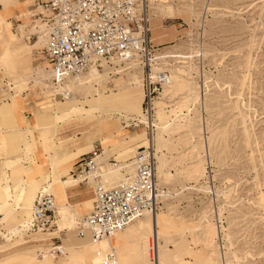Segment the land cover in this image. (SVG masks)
I'll return each instance as SVG.
<instances>
[{
	"label": "rangeland",
	"instance_id": "obj_1",
	"mask_svg": "<svg viewBox=\"0 0 264 264\" xmlns=\"http://www.w3.org/2000/svg\"><path fill=\"white\" fill-rule=\"evenodd\" d=\"M18 1L0 0V24ZM165 1L173 11L164 8L162 0H151L153 20L150 25L154 26L153 32L158 37L156 45L151 42L155 50L152 70L174 76L173 70L179 69L183 71L179 74L183 82L163 101L164 111L172 113H168L166 119L170 128L161 134L163 142L159 147L164 159L162 174L160 179L156 177V183L169 194L161 199L158 212L167 215V225L169 221L175 225L159 243L173 252H170L174 257L172 264H207V259L213 264H264V0ZM46 66V62L35 61L29 73L13 83V98H22L28 83L33 87L39 85L42 91L36 101L40 102L43 97L53 100L57 111L64 115L66 100L61 93L53 91L62 89L70 92V97L85 101L89 94L97 93L93 90L100 89L106 78L116 81L123 78L130 84L133 76L141 83L143 98L144 77L136 65L105 67L95 76L89 71L58 87L51 86L50 72L42 71ZM80 81L87 84L79 85ZM108 86L111 89L113 84ZM106 91V95L118 93L113 88ZM141 107L142 116L146 118L143 99ZM124 115L104 111L97 129L88 132L95 122L92 120L84 126L88 129L83 133L87 136L96 132L101 138L122 131L126 132L123 141L147 142L146 125L142 140L127 135V132H135L131 124L137 120L125 119ZM49 120L55 121L54 118ZM155 120L156 109L152 122ZM9 124L16 125L12 113L6 118L0 117V127ZM70 133L67 129L65 135ZM156 133L154 127L153 141ZM2 144L0 142V147ZM94 146L95 153L102 152L99 141ZM69 152L64 151V154ZM20 159L11 157L0 162V264H90L92 259L82 257L79 249L67 254L68 258L55 249L79 243L78 239L83 236L77 237L75 229L81 219L71 218L70 223L78 224L69 223L59 231L51 230L56 229L52 226L45 234L24 236L22 232L23 240L18 238V229L29 222L24 219L30 217L36 195L47 188L56 175L33 170L25 173ZM111 159L116 165L122 163L110 157V164ZM127 171L132 172V169L125 173ZM119 180L111 179L112 184H102L109 188ZM45 182L47 185L40 187ZM90 186L94 191V185ZM30 190L35 191L31 194L29 211H25V192ZM47 193L54 197L56 204L55 194L50 190ZM93 200L91 198L89 211ZM87 205L76 204L74 211L80 215L84 209V218L88 214ZM59 232H63L62 241L53 244L56 241L53 236ZM4 242L6 244L2 245ZM126 249L133 252L130 244ZM84 259L86 262L82 263ZM97 262L101 264V259ZM134 264L143 263L135 261Z\"/></svg>",
	"mask_w": 264,
	"mask_h": 264
},
{
	"label": "built area",
	"instance_id": "obj_2",
	"mask_svg": "<svg viewBox=\"0 0 264 264\" xmlns=\"http://www.w3.org/2000/svg\"><path fill=\"white\" fill-rule=\"evenodd\" d=\"M37 6L41 12L36 17L46 33L43 53L50 61L55 82L92 67L136 65L144 77V114L151 119L153 101L167 84L168 76L165 71L152 72L155 50L150 42L149 0H37ZM147 130L148 134L153 133V127ZM90 154L81 157L77 172L91 170L95 152ZM116 164L112 161L113 166ZM100 179L94 184L91 210L83 219L85 227L78 226L80 233L85 229L92 240L113 235L145 213L155 214L162 204L163 190L156 187L152 146L138 150L133 174L126 175L116 186L105 188ZM81 183L87 184L88 180ZM55 213L53 196L39 193L30 220L22 228L24 236L46 232ZM56 253L60 254V250ZM152 261L158 264L154 253ZM104 264L118 263L113 254H108Z\"/></svg>",
	"mask_w": 264,
	"mask_h": 264
},
{
	"label": "crops",
	"instance_id": "obj_3",
	"mask_svg": "<svg viewBox=\"0 0 264 264\" xmlns=\"http://www.w3.org/2000/svg\"><path fill=\"white\" fill-rule=\"evenodd\" d=\"M35 2L36 0H19L18 2L13 4V6L10 8V13L3 17L2 24H0V117L6 118L7 114L12 113L16 124L15 126L9 124L7 127H0V142L4 143L0 147V155L3 156L0 157V162L11 157H17L19 159L21 158L20 160L22 162V169L25 173H32L33 170L40 172L46 171L52 174V170L57 168L55 166L46 167V162H49V157H52V160L56 162L58 158L64 154V151H70L69 153L71 154L72 158L67 170L64 171L59 169L55 177L61 183L66 182L68 180V177H70L71 181L74 183V187L67 190V200L72 203L73 206H76V204H81L83 202L85 204H88L87 209L89 213V203L91 201V198H94L93 187L90 186L92 184L81 183V180L79 181L78 179H76V172L78 168L77 164L81 157L90 154L93 150L95 151L96 147L94 146V144L96 142L99 141L101 146V138L99 136V133L94 132L90 135L85 136L83 132L88 128L84 129V126H88L89 123L79 121L75 115H63L62 113L57 111L56 103L53 100H47L43 97L40 102H37V95H39V92L42 91L39 85L37 87H33L30 86L31 83H28L27 87L22 92V98H13V83L19 82V80H21L26 74H28L35 61L41 60V62H46L49 66L51 65L50 61L45 57L43 53L45 45L44 26L39 23H34ZM1 9L2 5L0 4V10ZM22 10L26 12L25 15H22ZM38 39L41 40L42 48H39L37 46ZM42 57L44 59L43 61ZM36 107L39 108L36 109ZM50 108L53 111H50ZM26 115H30L31 118L28 119ZM50 118H54L55 121H48V119ZM48 122H54V126H47ZM93 128L94 127L88 130V132L92 131ZM67 129H70L71 133L65 135ZM136 142L137 141L125 140L116 144L111 143L106 151L102 150L101 160L99 161L100 166L98 165L97 170V174L99 175V177L104 179L105 182L109 183L110 185L112 184L110 183L111 179H120V177L123 176L122 169H132V162L130 161V159H132L137 152H135V150L139 149H135V147L138 145ZM90 146V150L78 152L79 148H88ZM132 148L134 149L131 151V158L123 160V158L127 156L126 153ZM110 157H114L122 163L113 166L108 162ZM42 160H45V162H42ZM112 161L114 160L111 159L110 162L112 163ZM131 173L132 172H126L127 175H130ZM53 180L54 179H52L47 188L41 189L40 193L42 191L47 193L50 190L56 196L55 188H50V184L53 183ZM48 182H50V179L48 180ZM89 182H91V180H89ZM46 185L47 182L42 183L40 187ZM33 192L34 190H30L25 194V197L28 195L25 202V211H29L31 194H33ZM22 193L23 192H21L20 194L23 195ZM56 200L57 203L55 205L68 204L66 198H64L63 196L59 199L56 196ZM83 210L79 212L80 215L74 211V215L83 218ZM27 214L28 212L26 213V216ZM69 216L71 218L73 217L72 215ZM26 218L27 217H25V219ZM55 218L56 219H54L53 226H55L56 229L51 230L59 231L61 230V228H63V226H69L61 221L60 215H55ZM75 222L76 221H73L72 223ZM72 223H70V225ZM76 223L78 224V222ZM23 227L25 226H21V228ZM75 230L77 237H84V233L81 234L78 230V227ZM127 230L122 233V235L124 236V238H122V241H116L112 238L111 248L117 252V258L119 259L118 261L121 264H125L127 262L128 264H134L135 261L145 264L136 255L134 250L132 252L126 249V246L128 244L132 246L133 243L132 236L130 234L131 230H129V228ZM18 231L19 232H17L16 235L18 236V238L22 239V229L19 228ZM62 233L63 232H59V235L53 236V238L56 240L52 242L53 244L62 241ZM87 234L90 241L92 242L90 234L88 232ZM103 241L92 243L100 244ZM5 244L6 242H4L2 245ZM71 252H69L68 255H70ZM79 253L81 254V252ZM106 253L101 256V260ZM84 262L85 259L84 261H82V263Z\"/></svg>",
	"mask_w": 264,
	"mask_h": 264
},
{
	"label": "bare ground",
	"instance_id": "obj_4",
	"mask_svg": "<svg viewBox=\"0 0 264 264\" xmlns=\"http://www.w3.org/2000/svg\"><path fill=\"white\" fill-rule=\"evenodd\" d=\"M162 1L163 2H161V3L163 4L164 8H166L168 11H173L169 6H167L168 3L165 0H162ZM5 9H6V7H4V11H5ZM151 11H152V5H151V0H149L150 24H152V20H153V18H151ZM39 12H41V7L37 6V0H36L35 5H34V23L41 24L40 20L36 17V15H38ZM186 20H188V19H186ZM150 26H151V28H150ZM150 26H149V30L151 31V41L150 42H152L154 45H156V41H157L158 37H157L156 33L153 32V30H155L154 26H152V25H150ZM167 36H169V35H167ZM44 38H45V42H46V33L45 32H44ZM41 45H42L41 40L38 39L37 46L41 47ZM44 47H45V45H44ZM105 67L106 66L102 67V69H97L95 67H92L85 72H82L80 74H76L73 76H68L65 80H63V81L58 80L56 82L54 80L55 74L53 73L54 71L52 70L51 66L47 65L46 68H44V70H42V71L43 72L46 70L49 71L51 74V75H49V80H50L51 86L52 87H56V86L58 87L59 84L65 82V81H70L72 79H77V78L81 77L82 75L88 73L89 71H90L91 75L95 76V75H97L98 71H100V72L103 71ZM129 71H130V69H129ZM152 72H153V70H152ZM119 73H122V72H119ZM173 73H174V76H170L167 73L168 82H167V84L162 86V90L160 91L161 93L159 92L160 95L158 94L157 97L153 101V111H154V109H156V120L154 122H152V116H151V119H150V116L148 117L146 115V118H144L142 116V107H141L142 88L140 85L141 83L139 84L140 81L138 82L134 76L130 78L131 79L130 84H127V81L123 78L118 79L117 81L114 80L113 78H110V77L106 78L104 83L103 84L101 83L102 85H100V89L93 90V91H96L97 93L95 92L96 93L95 95L93 93L89 94L86 97L85 101H79V100L75 99L74 97H70V92L68 93L67 91L62 90V89L61 90L57 89L56 92L55 91H53V92L54 93H61L62 96L64 97V99L66 100V102L63 103L64 115H69V116L75 115L79 121L84 122V123H90V121L95 120V122L91 126L94 128L96 127V129H97V125L99 124L98 120L100 117L103 116L104 111H112V112L116 113L117 115H121L122 113H124L125 115L122 117H124L125 119L137 120L139 125L134 126L133 124H131V126L136 127L135 132H133V133L127 132L128 133L127 135H129V137L135 136V137H139V139L142 140L144 127L146 125L148 140H147V142L143 141L144 143L138 144L135 147V149L148 148L151 146L153 147L154 157H155V176L158 179H160L161 174H162V158H163V155L160 152L159 145L161 142H163L162 141L163 138H162L161 134H163L165 132V130L170 126V124L166 120L169 117L168 113H172V111H164L165 107L163 108V106L165 104L163 101L165 100L167 95H169L170 92L173 93L174 88H177L179 83L183 82L181 77L179 76V74L183 73V71H180L179 69H174ZM85 83L86 82H84V81H80L79 85H84ZM110 83L113 84L112 88L116 89L118 91V93H112L111 92L109 95H106V92H107L106 90L111 91V89H112V88L111 89L107 88V87H109L108 85ZM158 96H159V98H158ZM143 100H144V81H143ZM61 103H59V104H61ZM85 108H87V109H85ZM129 115H133V116H129ZM171 121H172V119H171ZM169 122H170V120H169ZM47 124H48L47 126H49V127L54 126V122H48ZM150 127H153V128L155 127L157 130L154 141H153L154 134L153 133L151 135L148 134L147 128H150ZM124 133H126V132L118 131L115 134H111L109 136L102 135V137L100 139L101 140V149L106 151L108 149L109 145H111L112 141L114 144L123 141V139L125 137ZM113 139H115V140H113ZM90 149H91V146L88 148H79L78 152H83V151L90 150ZM133 149L134 148L130 149L126 153L127 156L124 157L123 160L131 158V151ZM138 150H137V152H138ZM94 152L95 151L93 150L91 153H94ZM137 152L135 153V155L132 159V164H131L132 173L130 175L133 174V163H134V158H135ZM101 153H102L101 150L99 153H95V156L93 157V160H92L93 166L89 172H86V173L76 172V179H78L79 181L80 180L82 181L83 179H87L88 180L87 184L94 185L96 183L97 179L99 178V175L97 174V170H98L99 161L101 160ZM71 158H72V156L70 153L63 154L62 156H60L58 158V160L56 162H54L52 160V157H49V159H48L49 162L48 163L46 162V167L55 166L57 169H53L51 172L53 175H55L59 169L64 170V171L67 170L68 165L70 164ZM42 162H45V160H42ZM41 166H42V164H41ZM201 168H202V165H201ZM122 171H123V169H122ZM196 174H198V173H196ZM126 175H127L126 173H123V176L120 178V180L114 186H116L118 183H120L122 180H124ZM89 180H91V182H89ZM100 181L105 183L104 179H102V178L100 179ZM156 182H157V179H156ZM52 187L55 188L56 196L58 199L63 196L64 198H66V201L68 202V204L55 205V207H56L55 215H60L61 221L65 224H69L71 222L72 219L69 215H72L73 216L72 218L74 220L81 219V220H79L80 225L85 227V224L83 222L84 218L83 219L78 218L76 215H74V206L72 205V203H70L67 200V190L74 187V183L71 181L70 177H68V180L64 183H61L55 177L53 180V183L50 184V188H52ZM156 187L160 191L163 190V193L161 194V199L166 198V196L169 194L168 191H165L164 189L160 188L158 183H156ZM105 188H108V187H105ZM41 193L47 194L44 191H42ZM25 194H26V192H25ZM49 195H51V194H49ZM17 196L20 197L19 193ZM27 197H28V195L26 196V198ZM54 203H55V200H54ZM32 206H33V204H32ZM145 215H147V216H145ZM142 216H145L142 220H139V218H138L137 220H139V221H134L133 225L130 224L131 226L128 225L126 228L115 232L113 235H111L109 237H105V238H102V239L96 240V241L91 239L93 243H97V242L104 240L100 244H93L90 241L86 230L83 229L82 232L84 233V237L82 239L78 240L79 243H69L68 247H67V245H65L66 247L59 246V247H56L55 249H59L60 251H62V253L65 255V257L69 252L79 249L80 250L79 252H81V254L84 257H87L88 259H92V261H90V264H99L97 262V259L98 260L101 259V256L109 250L102 257L101 264H104V261L106 260V257L108 254H113L115 256L117 263L120 264L118 261V258H117V252L111 248L112 238H113V240L115 239L116 241H122V238H124L122 233L129 228V230H131L130 234H131L132 240H133V245L131 247L133 248L136 255L144 263L147 262V264L148 263L153 264L152 253H154L155 260H157L158 264H168V263L172 264V262L174 261V259H173L174 257L170 253L172 251H170V252L167 251L165 249L166 246L161 245L159 243V239L165 238L168 234V229L171 228L175 224L173 222L169 221V224L167 225L166 224L167 223V219H166L167 215L163 214L162 212H158V211L155 214L154 213H145ZM28 220H30L29 216L26 219H24V221H28ZM53 222H54V220H53ZM53 222L51 224L52 226H53ZM52 226H51V228H52ZM51 228H49V229H51ZM184 230L185 231L188 230V232H189L188 228H185ZM118 252H120V251H118ZM172 254H173V252H172ZM211 258H213V257H211ZM206 263L207 264H213V261H211V259H207Z\"/></svg>",
	"mask_w": 264,
	"mask_h": 264
}]
</instances>
